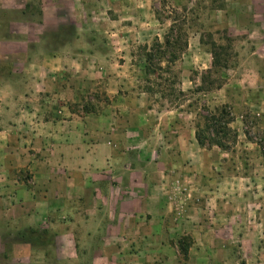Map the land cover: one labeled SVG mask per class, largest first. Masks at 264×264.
<instances>
[{"label":"crops","instance_id":"crops-1","mask_svg":"<svg viewBox=\"0 0 264 264\" xmlns=\"http://www.w3.org/2000/svg\"><path fill=\"white\" fill-rule=\"evenodd\" d=\"M33 1L41 12L40 22L32 24L38 26V35L56 34L66 24L75 26L77 34L72 41L51 47L54 53L44 57L32 51L28 35L26 41L3 43L18 51L16 58L6 55L5 62L12 75H19L7 77L0 91V226L52 230L56 257L78 258L81 244L83 251L89 247L93 259L116 257L120 250L114 244L152 238L164 242L165 258L169 241L179 235L192 241L188 257L213 251L206 232L211 224L204 222L209 209H199L184 199L186 194L169 188L177 169L193 171L189 165L194 159L183 164L187 145L196 152L194 130L166 120L154 93L122 91L121 72L110 71L122 66L79 32L85 4L97 0H0V10L23 17L25 6ZM41 40L36 37L38 43ZM89 63L101 67L94 80L86 79ZM86 81L98 87L95 110L74 112L72 106L81 103ZM245 105L263 111L264 95ZM260 117L261 126L264 116ZM242 126L245 130L243 122ZM164 145L170 148L166 155L174 158L164 156ZM219 180L232 185V178ZM196 191L207 195L205 205L219 211L211 217L222 218L220 226L226 225L228 213H223L221 199L227 192ZM215 241L217 248L220 242ZM107 243L112 245L109 249ZM91 244H97L95 250ZM130 251L127 256L134 257Z\"/></svg>","mask_w":264,"mask_h":264},{"label":"rangeland","instance_id":"rangeland-1","mask_svg":"<svg viewBox=\"0 0 264 264\" xmlns=\"http://www.w3.org/2000/svg\"><path fill=\"white\" fill-rule=\"evenodd\" d=\"M29 4L31 8L23 17L17 11L0 10V65L3 66L0 91L7 77L13 79L19 75H12L11 65L5 62L6 55L12 53L16 58L18 51L9 49L4 42L26 41L28 35L32 51L44 57L54 53L51 47L70 42L77 34L75 26L66 24L60 26L56 34L38 35V26L32 24L40 22L39 4L34 1ZM85 13L80 20L79 32L85 41L105 49L106 56L116 59L122 66L110 68V71L113 74L121 72L123 92L148 86L143 77L139 48L150 46L155 39L162 41L170 25L169 16L185 21L187 50L174 64L173 71L178 76L181 90L187 95L177 101L164 100L160 94H154L156 100H161L158 106L164 108V118L185 130H194L195 125V111L189 109V105L210 110L227 105L234 116L232 128L238 133L235 146L223 152L215 147L199 148L196 144L194 153L192 146L187 145L183 167L194 159L195 164L189 166H194L196 171L194 167L191 172L177 169L178 175L173 173L169 187L178 189L183 196L186 194L184 199L199 209H209L203 210L204 216H209L204 222L208 220L211 224L206 232H210L207 245L213 246V251L202 257H188L192 241L188 235H179L169 241V256L165 258L164 242H154L152 238L146 242L114 244L120 250L116 257L93 259L87 252L89 247L83 251L85 246L82 244H79L78 258L64 257V254L56 257L55 252L44 257L41 249L13 244L12 237H4L18 230L12 225L0 226V264H264V160L258 146L262 135L256 131L257 121L258 128L264 131V122L259 125L264 110H249L245 105L247 101L254 103L258 95H264V0H97L85 4ZM38 36L42 37V43L36 41ZM212 43L229 49V67L218 74L222 86L208 93L190 94L200 85V76L210 68ZM86 72V79L94 80L101 75V67L92 68L89 63ZM88 82L84 83L81 103L72 106V111L95 110L96 92L99 91L95 82L93 86ZM244 119L247 136L243 134ZM164 133H169L166 123ZM169 151L170 148L164 145V156ZM194 154L195 158L192 157ZM174 156L166 155L168 159ZM206 172L208 176L204 175ZM194 174L197 177L193 178ZM221 178H232V185L228 186L224 180L221 182ZM198 188L203 192L221 188L228 193L221 199L226 206L223 213H228L223 221L226 225L220 226L222 218L211 217L219 211L205 205L207 195L196 191ZM215 240L220 242L217 248ZM96 245L91 244V249L95 250ZM104 246L109 249L112 245ZM183 248L186 253L182 252ZM128 250L135 252V256H127Z\"/></svg>","mask_w":264,"mask_h":264},{"label":"trees","instance_id":"trees-1","mask_svg":"<svg viewBox=\"0 0 264 264\" xmlns=\"http://www.w3.org/2000/svg\"><path fill=\"white\" fill-rule=\"evenodd\" d=\"M31 8L30 4L25 6L21 13L26 15ZM38 15L41 18L40 9ZM170 25L162 41L155 39L150 46L139 48L140 60L143 64L144 81L148 86L142 90L153 94L158 93L164 100H181L186 97L179 85L178 76L173 71L174 64L187 50V32L184 29L185 21L180 18H171ZM210 68L200 76V85L190 94L208 93L222 86L218 74L229 67V49L216 43L210 48ZM3 74V66L0 65V75ZM152 79V80H150ZM176 97V98H175ZM182 103H184L182 101ZM189 109L195 111L194 138L200 148L215 147L220 151L228 152L237 142L238 133L232 128L234 116L227 105L216 107L213 110L208 108H197L189 105ZM256 123V131L262 135L259 138L258 146L264 160V131L260 130ZM243 125L246 128L245 119ZM244 134L247 136L246 130ZM4 237H12L13 244L29 245L31 248L41 249L44 257L50 252H55V234L49 230L22 228ZM187 250L183 248L182 252Z\"/></svg>","mask_w":264,"mask_h":264}]
</instances>
